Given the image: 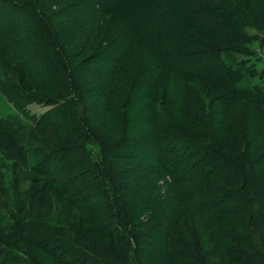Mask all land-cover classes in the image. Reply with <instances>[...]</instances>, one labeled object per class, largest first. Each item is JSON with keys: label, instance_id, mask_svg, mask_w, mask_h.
Wrapping results in <instances>:
<instances>
[{"label": "trees", "instance_id": "obj_1", "mask_svg": "<svg viewBox=\"0 0 264 264\" xmlns=\"http://www.w3.org/2000/svg\"><path fill=\"white\" fill-rule=\"evenodd\" d=\"M232 4L242 14L227 11ZM79 5L63 8V18H82L58 30L60 22L50 24L30 1L0 0V32L21 23L32 29L24 40L43 44L42 58L39 48L33 53L37 57H29L33 69L7 58L29 83L0 78V91L17 110L0 116V139L14 140L13 150L46 182L43 190H55L80 209L78 220L58 224L27 212L23 216V201L14 200L19 210L0 217V264H39L14 249L18 240L58 264H146L138 253L142 245L158 252L148 254L154 260L168 253L172 264H205L197 248L175 240L178 217L190 216L189 207L203 219L215 252L238 264H264L259 236L264 239V24L255 21L262 16L264 22V13L257 2L187 0L192 8L177 18L184 30L176 34L168 23L136 18L125 3L114 10L131 19L129 33L115 29L112 34V10L69 11ZM187 28L208 37L198 39L197 53L184 52L192 33ZM97 36L101 51L92 66L74 63L75 55L84 53L76 44ZM2 53L10 56L4 46ZM217 66L219 72L211 74ZM171 75L186 83L174 84ZM198 83L218 90L210 93L209 104L197 99ZM143 84L147 91L132 98L133 89ZM96 89V97L88 98ZM30 104L49 108L34 114ZM241 106L248 115L239 110L234 120L223 117L225 109ZM109 113L113 119L105 128L91 126L92 117ZM222 126L232 133L229 152L216 145L225 139H217ZM38 127L47 128L55 143L17 141L15 136ZM21 166L16 162L13 168ZM14 180L24 181L19 175ZM2 181L0 175V194L16 192L3 188ZM93 232L132 246L134 258L121 261L88 236Z\"/></svg>", "mask_w": 264, "mask_h": 264}, {"label": "rangeland", "instance_id": "obj_2", "mask_svg": "<svg viewBox=\"0 0 264 264\" xmlns=\"http://www.w3.org/2000/svg\"><path fill=\"white\" fill-rule=\"evenodd\" d=\"M23 2H28L30 1L31 4L34 5V7L37 9V6L41 8V12L48 18L50 24H55V21L60 22V24L56 27L58 30H62L65 25L66 27H69L72 25V23L77 22L78 18H82V16H74L72 15L71 17L68 18H63L64 10L63 8H66L67 6H72V4L79 3V6H76L77 9L74 10L71 8L69 10L70 12H75V11H80L81 9H93V10H98L100 11L102 8L106 7V9L112 10V14L108 15L109 23L112 24L111 28V33H115L116 30H120V32H125L126 34L129 33V22L131 19L129 18H123V14L118 13L117 10H114L117 8V6L120 3H125L127 8L134 12V16L136 18H140L145 20L146 22L153 21L155 24H162L168 23L170 24V30L171 32L175 33L182 32L183 25L181 22L176 21L177 18L182 17L183 13L186 12V9L190 10L192 7H186V2L187 0H170L167 2L166 0H21ZM19 0V2L21 3ZM249 3L256 1L258 9L262 10V15H263V10H264V0H248ZM74 7V8H76ZM43 9V11H42ZM237 11L240 13V9H238L237 4H232L230 7H228L227 11ZM256 11L253 9V12ZM252 12V13H253ZM242 14V13H240ZM67 16V15H65ZM15 17V16H14ZM262 17V16H261ZM261 17H258L255 19V21H258L260 25H263L264 22L259 21ZM3 19V18H0ZM173 19V20H172ZM18 20V19H16ZM138 20V19H137ZM3 21V20H1ZM17 26L16 29H13L11 31H6L4 32L1 31L0 33V46H4L5 49L7 48L9 51V57L4 55L3 53L0 54V78H8L11 80H16V81H25L28 82V78H26V75L19 69H14L11 66V63L7 58H13L17 59L19 63L23 62L24 65L22 67L29 69L32 68V62H29L30 58H35L37 55H34L33 53H36L37 49L39 48L40 52L43 47V44L41 47H39V44L37 40L32 39L29 37V41L24 40L23 35L26 33L28 36H30V31H32L31 28H22L21 23H15ZM137 28H136V33H137ZM187 31L192 32L190 34V37L187 39L188 46L184 47V52H189V53H197L196 50L200 49V43L198 42L199 38H204L205 40H208V37H206L204 34H201L200 31L196 29H189L187 28ZM177 32V33H178ZM180 34V33H179ZM193 34V37H192ZM197 40L196 37L197 36ZM210 40V39H209ZM257 43V46L260 45L259 42L255 41V44ZM75 44V43H73ZM100 45V37L97 36L96 39L93 41L84 42V43H77L76 46L79 48H83L84 53L79 56L76 54L77 49L74 48L72 50L73 54L75 55L74 57V63L77 62L78 64L80 63H85L89 64L92 66L93 63V57L97 55L98 52L101 51V48L97 49ZM38 46V47H37ZM141 46V50H144L148 52L147 48L143 45ZM204 46H202L203 48ZM28 52V54H27ZM261 53V50H260ZM40 55L41 58L43 57V53ZM38 54V55H39ZM30 55V56H28ZM12 56V57H11ZM16 56V57H14ZM91 58V62L88 63V59ZM38 60V59H37ZM147 63V62H146ZM99 67V66H98ZM23 68V69H24ZM219 72L218 66L214 69H211V74H216ZM22 77L24 79H22ZM95 78V76H93ZM222 81H225V79H222ZM170 81L173 82L174 84H185L186 82L175 75H171ZM178 82V83H177ZM29 83V82H28ZM94 84V83H93ZM203 85V86H202ZM91 86H88V89L90 90ZM195 87L198 88V91H196L197 99L199 98L200 101H203L204 103L210 102V93L214 96L216 94L217 89H215L213 86L212 88L210 86H206L205 84L198 83L195 85ZM31 90H34L31 88ZM147 91V88L143 84V86L140 87H135L133 89V94L132 98H135L140 96L141 94L145 93ZM97 89L94 91H91L88 95V98H92V100L96 97ZM220 92V91H219ZM40 94V93H38ZM93 94V95H92ZM194 94V93H193ZM193 94H190V96H193ZM219 93H217L216 96H218ZM91 96V97H90ZM212 99V96H211ZM49 108L48 105L44 104H30L29 109L32 111L34 114H40L42 112L47 111ZM240 110L241 113L245 111L246 109L243 108V106L238 107L237 109L232 108V109H225L223 111V117L226 119H236L237 113ZM247 115H248V110ZM17 112L16 108L13 106V104L6 98L4 94L0 91V116H7L10 114H15ZM227 113H230L229 117ZM99 116V117H98ZM250 116V115H249ZM259 119V122L255 128V133L258 131L259 123H260V118L256 116ZM113 117L111 113L101 116V115H96L91 118L90 123L91 126L94 128H105L106 124L108 121L112 120ZM252 123V122H250ZM190 126H193V123H188ZM262 124V123H261ZM261 128V127H259ZM254 134V133H253ZM255 134V135H256ZM49 135L50 131L47 130V128L43 127H38L34 129H29L28 131H24L20 134H18L16 137L18 142H26L31 145L39 146L40 141L44 143H55L53 141L49 140ZM217 139L221 136H224L225 139L219 141L216 143L217 146H221L224 148L226 151H230V142L232 139L231 135L232 133H229L224 126L220 128V132H218ZM0 139V175L1 178H5V181L3 183L2 181V187L3 188H9L13 187L12 191L15 189V193L12 194H0V217H5L7 218L9 214H11L16 208L13 207L14 205V200L18 199L23 201L24 207L23 212L21 213L23 216L27 212V214L31 216H40L44 219L53 221L58 224L62 223H72L75 222V220H78V214L80 209L78 208V204L75 203L74 201L67 200L63 195L58 194L55 190H43L44 185L46 182L41 179L39 176L34 175V173L27 168V165L25 163L24 158L21 157L20 153L18 151L13 150L14 146V140L8 139L6 143H4L3 137ZM11 142V147L9 143ZM17 142V143H18ZM4 143V144H3ZM172 151L176 152V149H172ZM179 153V152H177ZM178 155V154H177ZM16 162L18 164H21V169L17 168L14 169L13 167L15 166ZM26 168H25V167ZM27 173V175L31 176L30 179H26V175L24 173ZM16 175H19L21 178H23L24 181L19 182L18 184H12L15 180L14 177ZM224 181H221L220 183H223ZM264 184V181L262 182ZM26 209V210H25ZM188 216L187 214H182L178 217V230L176 233L175 240L177 238H183L184 241L181 239L180 241L187 242L189 243L190 246L193 248H197L200 251V255L204 259V262L202 263L205 264H238L235 262L231 257L225 256L222 252H215V247L209 242V233L205 232V226L203 225V219L199 217V213L192 208L187 209ZM78 213V214H77ZM8 219V218H7ZM181 231V233H180ZM90 238L96 239L99 241V243L104 244L105 246L109 247L110 253L118 256L120 259L123 257L126 259L128 255L129 261L134 258V248L132 246H129L127 243L123 242H114L110 238H102L99 234L93 232V234L88 235ZM260 240L264 244V239H261V233H260ZM145 241V240H144ZM11 246L14 244L15 246L14 249L16 248L19 250V252L23 253L24 255L28 256L29 258L35 259L39 264H58L54 262V259L52 256H50L47 252L36 248L34 246H30L28 244L22 243L18 240L16 243H9ZM231 246V245H228ZM179 248V247H178ZM177 248V249H178ZM15 249V250H16ZM196 249V250H197ZM244 249V248H243ZM155 249L152 247H148L145 245H142L138 249L139 257L140 253L142 254V260L146 264H172L171 261V256L168 253H165L163 255H160L157 260H154L151 258V256H148V254H156L158 255V252L154 251ZM144 251V252H143ZM85 257V256H84ZM121 259V261L126 262L128 260ZM147 260V261H146ZM60 264V263H59ZM82 264V263H81Z\"/></svg>", "mask_w": 264, "mask_h": 264}]
</instances>
